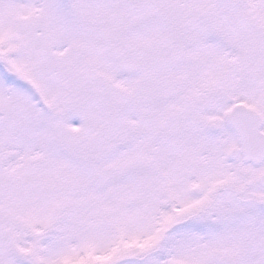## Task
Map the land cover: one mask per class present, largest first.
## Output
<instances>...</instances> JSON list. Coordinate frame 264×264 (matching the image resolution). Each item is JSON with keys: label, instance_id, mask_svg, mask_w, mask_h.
I'll return each instance as SVG.
<instances>
[{"label": "snow or ice", "instance_id": "obj_1", "mask_svg": "<svg viewBox=\"0 0 264 264\" xmlns=\"http://www.w3.org/2000/svg\"><path fill=\"white\" fill-rule=\"evenodd\" d=\"M0 264H264V0H0Z\"/></svg>", "mask_w": 264, "mask_h": 264}]
</instances>
